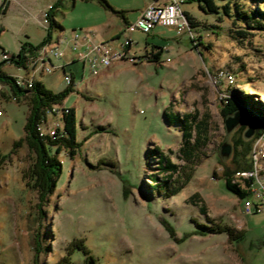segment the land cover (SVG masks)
Returning a JSON list of instances; mask_svg holds the SVG:
<instances>
[{"label":"rangeland","instance_id":"1","mask_svg":"<svg viewBox=\"0 0 264 264\" xmlns=\"http://www.w3.org/2000/svg\"><path fill=\"white\" fill-rule=\"evenodd\" d=\"M106 1L133 23L148 0ZM237 1L248 10L264 12V0ZM50 2H10L6 13L0 15V62L16 55L21 44L36 46L46 38ZM182 9L197 23L190 34L157 27L150 35H128H133L132 44L124 49L120 45H124L125 25L117 34L124 20L97 2L63 0L55 12L53 19L57 18L63 30L52 31L54 44L44 46L38 60L49 57L58 70L37 76L55 93L72 86L73 92L63 104L74 109L76 139L73 147L61 148L58 154L56 148L48 147L49 154L56 155L61 163L56 186L39 208L36 201L28 205L40 220L44 218L37 232L36 225L32 229L43 246L49 249L51 244V262L63 256L65 250L64 258L68 257L71 264L83 262V251L68 249L80 243L95 264H264V212H260L264 194L258 192L260 188L249 189L248 201L241 202L230 193L224 174L228 172L242 189L251 167L237 170L233 154L228 158L220 155L221 145H232L235 133L243 128L244 134L248 124L226 133L218 93L227 89L223 81L214 82L219 70L231 73L235 81L229 88L230 99H237L242 103L239 109L250 110L256 119L251 139L257 128L264 132V120L260 123L246 108L253 105L264 116V31L240 23L242 27L239 24L236 29H244L248 36L237 42L231 37L236 29L230 19L216 20L218 15L203 12L196 0H185ZM76 33L80 34V50L88 41L96 50L107 45L111 52H129L139 60L129 62V56H112L111 64L97 75L90 77L85 68L83 77L84 63L77 58L72 59L81 64L62 65ZM111 35L116 37L113 42L109 40ZM63 52H67L64 58ZM64 70L65 74L73 73L74 85L64 83ZM1 71L12 77L24 74L7 63ZM2 94L9 96L10 92L1 88L0 99ZM15 100L9 98L10 102L0 104L1 114L10 118V125L0 123V130L7 133L4 141L9 134L16 138L24 134L27 106ZM172 111L180 118L196 113L199 119L206 114L209 117V140L195 161L187 162L179 151L183 125L171 115ZM17 149L13 156L3 158L0 166L18 162L27 171L35 156ZM161 154L177 166L178 172L172 178L168 177L171 174L166 163L160 162ZM258 161L264 164V150H258ZM9 175L11 192L20 191L14 180L16 174ZM194 194H199L204 213L191 201ZM256 207L260 213L251 211ZM30 225L23 218L16 227L28 229ZM228 232L234 236L229 238ZM20 236L19 255L23 257L27 237L23 236L21 242ZM11 237L9 220L2 217L0 264H21L9 245ZM38 255L41 264L42 254ZM26 264L32 263L29 260Z\"/></svg>","mask_w":264,"mask_h":264},{"label":"trees","instance_id":"2","mask_svg":"<svg viewBox=\"0 0 264 264\" xmlns=\"http://www.w3.org/2000/svg\"><path fill=\"white\" fill-rule=\"evenodd\" d=\"M85 2L95 1L100 6L104 7V9L109 10L113 14H119L123 17V15L117 11H115L106 0H83ZM198 2L199 8L209 14H217L218 17L216 20L222 21L223 18H228L231 20V24L234 28H239V24L243 23L245 27L252 29V30H262L264 31V12H261L258 9H246L243 5L239 4L237 0H196ZM63 0H56V2L50 6L48 10V24L46 29V38L42 40L36 46H33L27 42L21 44L19 52L16 55H12L9 57L8 60H4L0 62V88L8 90L10 92L9 96L2 94L3 98L0 101H9L15 100L17 104H26L28 108V116L26 118V124L24 127V138L16 141L13 145V150L21 147L23 144L26 145L27 149L32 152L35 156L34 162L23 173V177L27 182V185L32 188L34 191L37 192L39 203L38 208L41 206V203H45L46 198L48 195L54 190L55 182L57 179V175L61 170V163L59 162L56 155H50L48 147L56 148V154H58L61 148L73 147L76 139V123H75V113L73 108L66 107L63 102L66 97L73 92L72 86H68L64 91L59 93H54L48 90L38 79V75H42L45 73L44 71H38L36 73V79L33 80V86L30 89L20 88L16 85V78L19 76H27L31 74L32 70H36L39 65H41L40 61L38 60L41 50L44 46H52L54 44L52 40V31L54 29H60L61 31L63 28L60 24H58L53 18L56 11H58L62 5ZM8 8V0L5 2V5L0 9V14H5ZM184 15L189 23V28L196 26V21H194L193 17L187 12L184 11ZM262 20V21H261ZM241 25V24H240ZM242 27V25L240 26ZM78 34V33H77ZM149 35V34H148ZM248 34L244 29H236L232 32L231 37L236 40H242L243 38H247ZM59 43V41L57 42ZM202 45V43H199ZM4 54V50L2 51ZM135 56V55H134ZM74 59V58H73ZM131 59V58H129ZM51 61V58H49ZM105 61V60H104ZM103 61V65L99 68L93 70L92 72L97 75V73L104 67H108ZM110 61V59H109ZM74 62V61H72ZM7 63L10 65L15 66L18 70H22L24 74L22 75H13L9 76L1 71L2 66ZM111 64V63H110ZM66 67V66H65ZM30 69V70H28ZM56 71V70H55ZM53 72V71H52ZM63 75H70L65 74L67 73L66 70L62 71ZM71 76L73 83H74V76ZM74 85V84H73ZM3 86V87H2ZM226 88V87H225ZM227 89V88H226ZM230 90V89H229ZM226 90L222 91L225 92ZM222 92H219L220 95ZM231 92V91H230ZM4 99V100H3ZM222 107V115L223 119L229 115H232L239 109L240 104L238 103L237 99L236 102L234 99H228L225 102H221ZM238 103V104H237ZM53 105H60L62 110V115L56 117L59 120L60 126L62 128L63 136L60 137L57 141H51L50 139H42L38 136L37 133V125L41 123L43 119L48 120L50 116V109ZM245 105V104H244ZM241 106V105H240ZM246 107V106H245ZM251 109V111L256 114V117L259 119L261 123L264 120V116L262 113H258L256 109H253V105L248 104L246 107ZM241 109V108H240ZM49 111V112H48ZM250 111V110H249ZM169 115V114H168ZM172 116L175 115V112L172 111ZM171 116V118H172ZM54 117V116H53ZM170 120V116H167ZM176 120H178L183 125V142L180 145L179 151L182 152V157L187 162L195 161L196 157L202 156L199 151L201 148L205 147L208 143V115H203L198 117V114L193 115H186L184 118H180L178 116H174ZM260 117V118H259ZM261 126V124H260ZM243 128L239 129L234 137L232 138V147H233V163L235 164L237 170H248L251 167L249 153L250 148L253 144L254 138L259 134L261 131L260 128H257V133L253 139L246 140L243 137ZM73 153L75 152L74 149L71 150ZM263 153H261L262 155ZM260 155V156H261ZM161 156V164L166 163L167 168L170 169V174L168 175L169 178H172L173 175L177 174L178 169L177 166L170 163V158L167 156ZM225 180V187L226 189L236 195L241 202H245L249 196V189L251 190V186L249 185L248 180L244 183V187L241 189L239 183H236L233 179H231L227 174H224ZM246 186V187H245ZM191 201L199 206L200 211L204 213L205 208L203 202L201 201L199 194H194L191 198ZM229 238L233 237L234 235L231 232H228ZM68 248L69 250L80 249L83 251L85 256H88L86 259L85 264H95L94 260L91 256H89L88 251L85 247L80 243L71 244ZM70 252V251H68ZM57 264H71L70 259L64 258L59 261Z\"/></svg>","mask_w":264,"mask_h":264},{"label":"built area","instance_id":"3","mask_svg":"<svg viewBox=\"0 0 264 264\" xmlns=\"http://www.w3.org/2000/svg\"><path fill=\"white\" fill-rule=\"evenodd\" d=\"M185 0H152L140 13L138 18L133 23H128L124 26V30L122 32V37L124 45H120L121 49L129 44H132V39L128 35L133 33H141L143 35H148L152 32L155 27H165V28H173L176 33L188 32L190 34L189 23L186 20L184 15V11L182 9V5ZM47 22V21H46ZM48 24V23H47ZM80 34L73 35L70 41V51L75 52L74 57L77 60L84 63L85 68H87L89 72V76H92V71L99 68L103 65V61L111 58L115 55H126L129 56L134 61H138L139 59L133 54L129 52L123 53L119 50H113L111 52L110 49L106 48L107 45L99 46L98 49L92 48V45L88 43L85 45L84 50H80L78 44L80 43ZM80 39V40H79ZM192 39V37H191ZM87 40V39H85ZM134 45V44H133ZM55 55L57 53L53 52ZM81 54H83L81 56ZM62 55V54H61ZM41 65L36 70H30L31 74L27 76H19L16 78V85L20 88L30 89L33 86V80L36 79V73L38 70L43 69L42 71L46 73H50L52 71L58 70L53 66V64L49 61V57L47 60L40 61ZM49 66V67H48ZM215 83L224 82L227 90L222 92L219 95V100L226 101L230 99V95H232L231 90H229L231 86V81H235L232 74L219 70L214 76ZM66 85L74 84L70 75H65L63 79ZM72 82V83H71ZM1 89V88H0ZM49 112V111H48ZM50 116L53 115L54 119L51 122L43 119L39 125H37V133L38 136L42 139H50L51 141H57L60 137L63 136L62 128L60 126L59 120L56 117L62 115V110L60 105H53L50 109ZM1 115V110H0ZM52 116V117H53ZM258 150H264V132L260 131L259 134L254 138L253 144L250 149L249 158L251 163V171L248 173L249 178L247 179L251 188L258 189L259 193L264 194V164H260L258 161ZM260 194V195H261ZM262 196V195H261ZM248 201V200H247ZM245 201V202H247ZM248 205V204H247ZM252 212L260 213L264 212V206L262 210L256 208L251 209Z\"/></svg>","mask_w":264,"mask_h":264},{"label":"crops","instance_id":"4","mask_svg":"<svg viewBox=\"0 0 264 264\" xmlns=\"http://www.w3.org/2000/svg\"><path fill=\"white\" fill-rule=\"evenodd\" d=\"M11 1L12 0H10V1L8 0V7H9ZM53 1L54 0H51V2L48 4V8L51 6V3ZM151 1L152 0H148L146 2L145 6L142 8V10L138 12L137 18L140 15V13L143 11V9ZM121 18L124 20V22L118 28L117 34H118L119 30L124 25H126V24L129 23V22L126 21V19L124 17L121 16ZM56 22H57V18H56ZM155 28H157V27H155ZM161 28H165V27H161ZM166 29H171V30L175 31L173 28H166ZM175 33H176V31H175ZM150 34L151 33H149V35ZM113 35H111L112 38L109 39L112 42L115 41V38H116ZM131 37L133 38V35H131ZM68 51H69V53H68L69 56L65 60H63L65 62L62 65L65 64V65L68 66V65H71V64H74V63L77 62V61L76 62H72L73 61L72 58L74 57V54H71L72 52L70 51V48L68 49ZM63 53H64L63 54V58H64L66 56V53L67 52L66 53L63 52ZM110 60L112 61V57L110 58ZM77 63H79V62H77ZM79 64H81V63H79ZM81 68H82V76L84 77L85 66H83V64H81ZM108 69L109 68L104 69V71H106ZM45 73H43L41 75V77H43L45 75ZM92 74H93V72H92ZM74 82H75V77H74ZM48 90H50V89H48ZM50 91L53 92V90H50ZM2 102L7 103V102H10V101H7V100L5 101L4 100ZM2 102H0V104ZM27 116H28V108H27V112L25 114L24 127H25V124H26V118H27ZM52 119H54V117H51V118L48 117L49 122H51ZM9 122H10V118L5 117L4 116V112H2V114L0 115V123L2 124V126L10 125ZM23 131H24V128H23ZM5 132H6V129H5ZM12 134H9V138L4 141V138L3 137H5L7 135V133H4L3 134V131L0 130V161H2V159L5 158V157H7V156H9V157L13 156L14 155V152L13 151L16 150V149L13 150L14 143L16 141L24 138V134L21 137L19 136L20 138H16V136H13ZM2 148H4L3 149V152H2ZM18 150L21 152V150H28V149H27L26 145L23 144L21 147H19L17 149V151ZM16 163L17 164L14 163L13 165H9L8 164L6 166H2V165L0 166V224H1V218L2 217H4L5 219H8L9 220V223H10V232L12 233V237H11V241L9 242V245H11V248H13L15 255L17 257H19V261H20L21 264H26V261L28 262L29 260H30V263H32V264H38V262H40V255H38V254H42V259H43L44 262L41 263V264H57L64 257H66L67 251L65 250L66 253L62 254L63 256H60L58 258V260H54V262H51L50 261L51 258L52 259L54 258V256H53V249H52L51 244L49 245L50 248L47 249L45 245L43 246L39 242L38 233H36V235L34 237V234H33L34 233V230L32 228H34V226L36 225L37 228L35 229V231L37 232L38 227L41 224H43L42 223V220L44 218L42 217L41 220H40L38 218V216H37L38 214L34 213L31 209L29 210V206H28L29 204H33L34 201H36V204H38L37 203L38 202V194H37L36 191H34L32 188H30L27 185V182H26V180L23 177V173L25 171L22 170L21 166L19 167V164L20 163H18V162H16ZM10 172H13V173L16 174V175H14V180H15L16 183H19L18 187L20 188V191H17L16 193H12L11 192V188L9 187V185L7 183V181L10 182V179H11V175H9ZM1 205H4V206L2 207ZM23 218H25V219L27 218L30 221L31 225L29 227H31V228H28V229L27 228L20 229V227L19 228L16 227L18 221L22 220ZM32 224H34V225L32 226ZM21 232H23V234L20 236V233ZM18 236H20L21 242L24 241L23 236L24 237H27V244H26V247H25L26 248V252H25V254L22 255L23 257H21L19 255V252L21 253V251H22V247H21V244H19V240L17 238ZM25 240H26V238H25ZM34 243H35V245H34ZM71 255H70V257H71ZM86 259H87V256H85V259H84L83 262H78V264H82V263L85 264Z\"/></svg>","mask_w":264,"mask_h":264},{"label":"water","instance_id":"5","mask_svg":"<svg viewBox=\"0 0 264 264\" xmlns=\"http://www.w3.org/2000/svg\"><path fill=\"white\" fill-rule=\"evenodd\" d=\"M7 0H2L0 9L5 5ZM248 124V128L243 134V137L246 140L251 139L254 134V129L256 125V119L253 118L252 114L249 110L238 109L232 115H229L225 118L224 128L227 134L234 133L236 129H238L243 124ZM233 153L232 145L228 143H224L220 148L221 157L228 158Z\"/></svg>","mask_w":264,"mask_h":264},{"label":"bare ground","instance_id":"6","mask_svg":"<svg viewBox=\"0 0 264 264\" xmlns=\"http://www.w3.org/2000/svg\"><path fill=\"white\" fill-rule=\"evenodd\" d=\"M109 59H110V58H108L107 60L104 61V63H105L106 65H110L111 60L109 61ZM128 61H129V62H133L134 60L129 59ZM242 178H243V177H242Z\"/></svg>","mask_w":264,"mask_h":264}]
</instances>
